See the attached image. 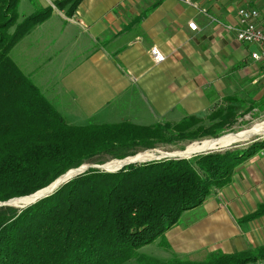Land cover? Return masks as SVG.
<instances>
[{
	"label": "trees",
	"instance_id": "obj_1",
	"mask_svg": "<svg viewBox=\"0 0 264 264\" xmlns=\"http://www.w3.org/2000/svg\"><path fill=\"white\" fill-rule=\"evenodd\" d=\"M81 1L63 0L55 7H67L71 15ZM18 3L0 0V203L33 195L100 157L122 160L161 144L217 139L240 118L241 105L229 100V105L208 116L217 120L208 128L193 117L151 126L69 123L9 56L51 13L38 10L18 23ZM256 147L131 164L114 173L89 169L24 209L0 207V264H252L263 260L264 249L216 253L199 263L160 262L139 253L175 227L183 213L228 185ZM262 214L264 206L249 219Z\"/></svg>",
	"mask_w": 264,
	"mask_h": 264
},
{
	"label": "crops",
	"instance_id": "obj_2",
	"mask_svg": "<svg viewBox=\"0 0 264 264\" xmlns=\"http://www.w3.org/2000/svg\"><path fill=\"white\" fill-rule=\"evenodd\" d=\"M61 1L19 0L18 23L38 10L51 13L9 56L64 118L174 124L212 109L210 116L229 100L242 107L260 95L264 62L251 58L258 48L239 43L226 26H235L242 8L257 10L264 20V0H190L192 6L177 0H82L71 15L67 7H55ZM152 48L162 62L154 61ZM218 191L220 199L209 195L199 207L204 219L180 233L199 241L198 248L184 251L179 244L176 255H197L201 260L191 262L199 263L216 253L264 249V214L249 219L264 206V146ZM222 214L225 227L219 226ZM209 221L218 223L211 227Z\"/></svg>",
	"mask_w": 264,
	"mask_h": 264
},
{
	"label": "rangeland",
	"instance_id": "obj_3",
	"mask_svg": "<svg viewBox=\"0 0 264 264\" xmlns=\"http://www.w3.org/2000/svg\"><path fill=\"white\" fill-rule=\"evenodd\" d=\"M31 4H32V2H31ZM257 86H258V90H260V95L256 96V98H255L256 100L254 102H252V103L247 102V103H245L244 106H242L238 109L237 114L240 117V118H238L239 120L232 127L231 130L225 131L224 134H222L219 138H222L223 136H226L229 134L238 135V134H241L243 132L251 130L257 124L259 125V124L264 123V79L259 81L257 83ZM239 89H240V91H243L245 93L248 92V88H246V87H245V89H244V87L239 88ZM211 110L212 109H209V112L207 111V113H205L202 117H200V119L202 120L201 125L204 126V128H208L211 125L210 122H212V123L217 122V120L210 121L208 119V116L211 113ZM65 119L71 124H74V123L75 124L76 123L82 124L81 121H79L77 119L71 120L67 116H65ZM83 123H93V122L92 121L91 122L90 121H88V122L83 121ZM219 138H217V139H219ZM208 140H212V139H202V140L194 141L191 143L183 142V143H178L175 145L161 144V145H157L156 148H154V149L147 150V151H140L137 153V155L140 153L143 154V153L148 152V151L149 152L162 153V154H166V155H172V154L177 153V152L185 151V149L192 144H196V143L199 144V143H202V142L208 141ZM263 142H264V134L255 135V136L249 138L248 140L238 141V142L229 144L223 148H216L215 150H212V151L192 155L188 159H191L193 157L200 156V155H205V154H209V153H216V152H223V151H227V150L228 151H243L245 149L250 148L251 146H256V145H257V147L255 150L259 151V148L261 147L260 145ZM241 155L245 156V155H247V152H243ZM161 160H176V158L165 157V158H162ZM101 161H103V163H101ZM115 161L116 160H111L108 157H100V158L92 161L91 163H89L87 165H83V166H86L88 168L87 169V171H88L89 169H92V167L98 166L101 168V167H104L106 164L111 163V162H115ZM136 164H139V163H136ZM95 170H97V169H95ZM103 172H105V171H103ZM107 173H108V171H107ZM219 192L220 191H218V190H214L210 194V197H211V195H217V197L220 199L221 197L219 196L220 195ZM207 198H209V196ZM28 206H30V205H28ZM28 206L25 205L23 207L26 208ZM199 207L194 208L192 210H189V212L187 211L188 212L187 215H185L184 217H182L183 215L181 216L178 225H176L177 226L176 229L171 228L170 230H168L164 234L163 237L158 238L153 244H150V245H147V246L141 248L139 253L142 255H145L149 258L158 260L160 262H167V261H171L173 259L179 260V261H190V262L195 261V260L200 261L201 259H200V257H197V255L187 254L188 255L187 258H183V256L176 255L177 251L180 249L179 244L184 245V248H183L184 251H192V250L198 248L195 246V243L199 244V241H197L195 238H192V237H186L180 233L184 232L185 229H189L190 226L195 225L200 220L204 219V212L202 211L203 209H202V207L201 208H199ZM13 208H17V207H13ZM17 209H19V208H17ZM185 213H183V214H185ZM218 219H220L219 220V226L220 227H225L227 225L226 224L227 223V217L225 214L220 215ZM217 223L218 222H215V221H209V226L214 227L217 225ZM175 227H173V228H175ZM165 243L168 244V247H164L163 244H165ZM206 243H208V242H206ZM129 264H138V263L132 261Z\"/></svg>",
	"mask_w": 264,
	"mask_h": 264
},
{
	"label": "bare ground",
	"instance_id": "obj_4",
	"mask_svg": "<svg viewBox=\"0 0 264 264\" xmlns=\"http://www.w3.org/2000/svg\"><path fill=\"white\" fill-rule=\"evenodd\" d=\"M261 134H264V123L259 124V125L257 124L251 130L243 132V133L238 134V135L229 134V135L223 136L222 138H219V139H212V140L204 141V142L199 143V144L198 143L192 144V145L188 146L185 149V151H183V152H177V153H174L172 155H166V154L157 153V152H145L143 154L140 153L134 157L128 158L124 161H115V162L108 163L104 167H101V168H103L105 171H108V172H114V171H117V170L123 168L124 166H127L128 164H136V163L141 164V163L149 162L151 160H155V159H157V157L158 158H160V157L189 158L192 155L212 151V150H215L216 148H223L229 144H232V143H235L238 141H245V140H248L249 138H251L255 135H261ZM85 167L86 166H82L80 170H83ZM74 173L75 172L71 171V172L67 173L65 176L57 179L55 184H53L48 189L41 191L32 197H28V198H24V199H20V200H17V199L13 200L11 204L17 208H22L25 205L28 206V205L32 204L34 201H36L42 195L51 192L58 185H60L61 183H64Z\"/></svg>",
	"mask_w": 264,
	"mask_h": 264
},
{
	"label": "built area",
	"instance_id": "obj_5",
	"mask_svg": "<svg viewBox=\"0 0 264 264\" xmlns=\"http://www.w3.org/2000/svg\"><path fill=\"white\" fill-rule=\"evenodd\" d=\"M161 2L163 0H154ZM189 6H192L190 0H177ZM188 28L191 31H196L194 23H189ZM228 31L234 32L236 40L245 45H253L258 48V51L253 52L251 58L254 62H264V21L259 12L251 8H242L236 12L235 26H226ZM151 56L156 63L164 60L163 56L156 48L151 49Z\"/></svg>",
	"mask_w": 264,
	"mask_h": 264
},
{
	"label": "water",
	"instance_id": "obj_6",
	"mask_svg": "<svg viewBox=\"0 0 264 264\" xmlns=\"http://www.w3.org/2000/svg\"><path fill=\"white\" fill-rule=\"evenodd\" d=\"M149 152V151H148ZM128 158H130V157H128ZM128 158H125V159H122V160H116V161H124V160H126V159H128ZM162 158H165V157H160V158H157V159H155V160H151V161H160ZM170 158V157H169ZM190 158V157H189ZM180 159H188V158H179V157H176V160H180ZM151 161H149V162H151ZM145 163H147V162H145ZM141 164H143V163H141ZM128 165H131V164H128ZM127 165V166H128ZM82 167V166H81ZM81 167H79V168H77V169H73V170H70V171H68L67 173H69V172H75L72 176H70V178H68V180H66L64 183H61L60 185H58L54 190H52L51 192H49V193H46V194H44V195H42L41 197H39L36 201H34L32 204H35L36 202H38L39 200H42L43 198H46V197H48V196H50L51 194H53L59 187H61L62 185H64V184H66L67 182H69L71 179H73L74 177H76V176H79V175H81V174H83L84 172H86L87 171V167H85L83 170H80L81 169ZM125 167V166H124ZM92 169H97V170H100V171H105L103 168H100V167H98V166H96V167H92ZM122 169V168H121ZM121 169H119V170H121ZM119 170H117V171H119ZM117 171H114V172H117ZM105 172H107V171H105ZM114 172H108V173H114ZM67 173H65L64 175H62L61 177H63V176H65ZM57 181V180H56ZM56 181H54L51 185H49L47 188H45V189H43V190H40V191H38V192H36L35 194H33V195H30V196H27V197H23V198H17V200H20V199H24V198H28V197H32V196H34V195H36L37 193H39V192H41V191H44V190H46V189H48L49 187H51L53 184H55V182ZM13 200H16V199H13ZM13 200H10V201H8V202H6V203H0V207H15V206H13L11 203H12V201ZM32 204H30V205H32ZM25 207H22V208H19V209H24Z\"/></svg>",
	"mask_w": 264,
	"mask_h": 264
}]
</instances>
